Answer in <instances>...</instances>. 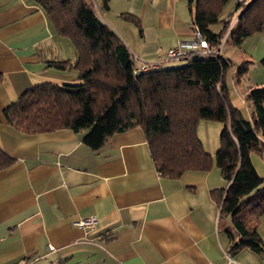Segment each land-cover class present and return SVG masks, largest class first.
<instances>
[{
  "label": "crops",
  "instance_id": "obj_1",
  "mask_svg": "<svg viewBox=\"0 0 264 264\" xmlns=\"http://www.w3.org/2000/svg\"><path fill=\"white\" fill-rule=\"evenodd\" d=\"M94 2L99 19L141 59L163 57L192 37L187 0H108V9ZM121 13L135 15L140 26ZM236 48L232 61L249 60V68L239 83L232 68L229 99L249 117L244 94L264 83V31ZM63 59L72 62L74 49L37 2L0 0V145L12 158L0 170V264H264V251L231 247L227 231H236L220 216L213 191L225 184L219 169L161 175L140 126L93 149L83 141L85 129L29 134L4 121L2 110L35 84L76 81L71 67L48 65ZM251 160L264 176V154L253 152ZM89 216L96 218L92 228L72 224ZM250 226L264 241V213Z\"/></svg>",
  "mask_w": 264,
  "mask_h": 264
},
{
  "label": "trees",
  "instance_id": "obj_2",
  "mask_svg": "<svg viewBox=\"0 0 264 264\" xmlns=\"http://www.w3.org/2000/svg\"><path fill=\"white\" fill-rule=\"evenodd\" d=\"M34 1L75 53L72 62L49 60L48 65L60 70L71 67L76 81L35 84L2 110L4 121L29 134L85 129L83 141L93 149L115 132L140 126L161 175L177 178L187 170L219 169L225 184L213 191L219 195L220 216L229 218L236 231V235L227 231L231 247L264 251V241L250 226L264 213V176L251 160L253 152L264 154V83L244 94L251 108L246 117L230 102L224 75L235 66L233 79L239 83L249 60L235 64L220 50L223 38L229 36L239 46L247 36L264 31V0L234 3L230 18H223L218 31L212 24L229 0H187L191 25L217 53L192 55L178 66L161 64L138 74L133 73L136 63L123 40L97 16L94 0ZM100 1L101 8H109L108 0ZM120 15L140 26L135 15ZM260 63L264 67V58ZM200 119L222 123L214 157L204 150L197 134ZM11 163L0 145V170Z\"/></svg>",
  "mask_w": 264,
  "mask_h": 264
},
{
  "label": "rangeland",
  "instance_id": "obj_3",
  "mask_svg": "<svg viewBox=\"0 0 264 264\" xmlns=\"http://www.w3.org/2000/svg\"><path fill=\"white\" fill-rule=\"evenodd\" d=\"M234 7V4L232 2V0H229L225 6L223 7L222 13L220 15L219 20L216 23L212 24V27L215 30H219L222 26V20L223 18H227L229 19L231 15H228V12L231 10V8ZM238 15V13H237ZM237 15H233V19H236ZM229 28V25L227 26V29ZM226 30V29H225ZM226 34V33H225ZM166 41L164 42V44H166ZM146 43L151 44L152 47H155L156 43L153 37H148L146 39ZM157 46H161V45H157ZM157 48V47H156ZM221 54L224 57H228L231 60H237V55H238V50L236 48V45H234L229 36L227 37L226 41H223L221 43ZM134 53V51H132ZM136 55V59H135V63L137 65H139L141 60V57L139 55H137L136 53H134ZM146 61H152V60H146ZM184 63L183 59H178V60H170L168 62H165L162 64L163 67H171V66H178L180 64ZM231 71L232 68H228L225 72L224 75V80L225 83L227 85V91H228V95H229V91L233 90V87L231 84ZM246 105L248 106V104L246 103ZM244 114V112H243ZM222 127V123L216 120H209V119H200L198 124H197V134L199 136V138L201 139L202 142V146L204 148L205 151L209 152L211 154V156L214 157L215 152L219 146V135H220V130ZM216 168L218 169L216 166L211 167L209 170ZM220 173V171H219Z\"/></svg>",
  "mask_w": 264,
  "mask_h": 264
},
{
  "label": "built area",
  "instance_id": "obj_4",
  "mask_svg": "<svg viewBox=\"0 0 264 264\" xmlns=\"http://www.w3.org/2000/svg\"><path fill=\"white\" fill-rule=\"evenodd\" d=\"M233 3H246L247 0H232ZM242 9V8H241ZM239 10L237 11V13ZM235 19L232 20L231 25ZM224 41V38L222 42ZM132 58L136 59V55L129 50ZM217 53L215 48L210 47L207 40L202 36L199 29L196 26H192V37L189 39H182L177 42L176 45L169 47L165 55L158 59L152 61L141 60L139 65H135L133 68V73L138 74L140 72L148 71L160 66L166 60H178L186 57H191L192 55H199L202 57L209 56L211 54ZM73 225L81 227L83 229L92 228L96 224V218L94 216H89L81 218L72 222Z\"/></svg>",
  "mask_w": 264,
  "mask_h": 264
}]
</instances>
